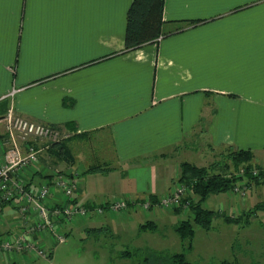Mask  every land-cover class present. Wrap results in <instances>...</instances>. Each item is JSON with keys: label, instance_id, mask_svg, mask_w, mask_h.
Instances as JSON below:
<instances>
[{"label": "crops", "instance_id": "crops-1", "mask_svg": "<svg viewBox=\"0 0 264 264\" xmlns=\"http://www.w3.org/2000/svg\"><path fill=\"white\" fill-rule=\"evenodd\" d=\"M131 3L4 0L0 7V165L9 112L70 140L100 141L95 146L105 147L96 158L84 150L73 160L63 150L66 172L78 182L75 199L84 206L159 201L177 183L182 163L207 167L210 152L226 147L253 156L264 151V0H164V31H182L126 52ZM96 167L106 171L87 173ZM45 171L31 167L19 176L37 189L52 175ZM16 211L15 202L2 206L0 235L17 231ZM126 217L137 225L136 237L149 232L161 240L183 218L155 206ZM121 221L98 218L72 232L97 223L110 230ZM146 222L155 231L140 232ZM235 242L228 244L230 259L219 263L234 261ZM178 245L175 253L182 252ZM196 252L195 243L185 254ZM26 261L0 257V264Z\"/></svg>", "mask_w": 264, "mask_h": 264}, {"label": "rangeland", "instance_id": "rangeland-1", "mask_svg": "<svg viewBox=\"0 0 264 264\" xmlns=\"http://www.w3.org/2000/svg\"><path fill=\"white\" fill-rule=\"evenodd\" d=\"M46 127L51 129V136L43 139V142L38 143V149L41 150L38 155L39 164L32 166L34 169L43 166L46 169L45 174L59 172L63 175H69L66 172V165H64L62 160L64 159V153L60 157L57 156L60 146L63 148L65 146L73 160L74 153H83L84 150H86L88 158H96L98 151H101L102 147H105L97 148L95 145L100 143V141L96 142V140H70L73 137L70 134L61 132L54 127ZM4 132H6L5 128ZM70 143L74 146H71ZM52 145H55L56 148L52 147ZM46 146L49 148L45 149L44 147ZM70 147L72 152H70ZM200 151L199 147L196 148V152ZM236 151L238 150L226 147L216 154L210 152V165L214 163L220 165L215 170H212V173L224 174L227 178H242V180L235 185L234 189H237V191L233 189V191L228 193L212 195L202 207L206 210L219 213L220 215L238 218L240 220L236 224L238 231L235 230L234 224L227 225L221 218L213 221L212 229L208 232L195 227L192 246L195 247L196 243L197 252L189 255V257L185 254L187 261L196 264H218L223 259L229 260L231 255L228 244L230 241L233 242L236 239L232 247L234 261L230 263L264 264V212L254 213L253 209L257 204L264 203V178L259 179L258 183L248 181L245 178L244 171L248 165L243 163L237 164L236 166L235 163L227 159L230 152ZM94 153H96V156L92 157ZM253 159L249 163L251 174L255 173L256 176L254 178H259L260 170L264 171V151L259 150L255 152ZM64 161L67 162L68 158H65ZM74 164L79 165L78 162ZM221 165H226L227 169L223 170ZM100 167L102 166L100 165ZM232 200L236 204L235 207L233 205L231 206ZM159 201H157L158 204ZM145 204L148 206L142 208L141 206ZM158 204H152L150 198H143L139 202L134 201L131 208L129 207L128 210L117 215H103L79 221L78 223L82 224L86 221L105 217H115L122 220L121 223L113 225L109 231L106 230L104 225H99L100 223L88 228H82L79 225L78 228L73 229V232L72 227H70L67 233V240L65 243L56 246L50 259H41L38 261L27 260V263L21 264H139L146 253L141 254L140 257L137 255L132 256L129 259H119V255L125 250L133 251L141 247L148 249H166L170 253H175L178 251V244L181 243L176 234L168 233L167 238H164V240L149 234V232L136 237L137 225L123 221L127 220L126 216L132 210L134 211L139 208V210L142 209L148 212L153 206L156 209L171 210L173 213L177 210L181 211L183 216L181 219H185L190 215L189 209L183 206L162 208Z\"/></svg>", "mask_w": 264, "mask_h": 264}, {"label": "built area", "instance_id": "built-area-1", "mask_svg": "<svg viewBox=\"0 0 264 264\" xmlns=\"http://www.w3.org/2000/svg\"><path fill=\"white\" fill-rule=\"evenodd\" d=\"M3 124L6 140L1 142L4 150L0 165V217L2 206L15 202L19 227L16 232L0 235L1 258L50 259L56 246L67 240L69 228L79 221L117 215L131 208L133 202L127 199L84 206L75 199L77 178L59 172H54L37 189L29 188L19 175L38 163L41 151L38 143L51 136V129L13 112L6 115ZM252 175L256 176L255 173ZM185 193V188L176 183L158 205L162 208L179 207ZM183 207L187 209V204Z\"/></svg>", "mask_w": 264, "mask_h": 264}, {"label": "trees", "instance_id": "trees-1", "mask_svg": "<svg viewBox=\"0 0 264 264\" xmlns=\"http://www.w3.org/2000/svg\"><path fill=\"white\" fill-rule=\"evenodd\" d=\"M164 0H132V3L126 14V30L124 39V48L126 52L137 50L144 45L156 43L159 38H166L182 31L181 27L173 30L164 31L165 22L163 21ZM195 23H189V25ZM55 147V145H52ZM56 148V147H55ZM64 148L60 146L57 156H61ZM227 159L237 166V164L246 163L248 165L245 171V178L250 182L258 183V180L264 178V171L260 170L259 178H254L251 174L249 163L253 159L250 150H238L230 152ZM217 163L207 167H196L188 163L180 165V176L177 181L186 190L184 197L181 199V205L187 204L190 215L182 219L173 228L181 242L182 252L171 254L168 252H156L152 250H125L119 255V259H129L146 253L139 264H193L186 260L185 252L192 248V241L195 234V227L208 232L212 229L215 219L221 218L225 223L238 224V218H231L226 215L204 209L202 206L212 195H219L233 191L237 182L242 178H227L224 174L212 173ZM222 169H227L226 165H221ZM106 170L96 167L91 168L87 173L104 172ZM47 179V178H46ZM152 204H158L157 200L150 198ZM254 213L264 212V203L257 204ZM253 213V214H254ZM174 214L180 215L181 211H175ZM246 215V214H245ZM156 226L153 223L146 222L139 227L140 232L155 231ZM109 231L108 229H106ZM102 231V230H101ZM99 232V231H97ZM143 256V255H142ZM218 264H238L227 261Z\"/></svg>", "mask_w": 264, "mask_h": 264}, {"label": "snow or ice", "instance_id": "snow-or-ice-1", "mask_svg": "<svg viewBox=\"0 0 264 264\" xmlns=\"http://www.w3.org/2000/svg\"><path fill=\"white\" fill-rule=\"evenodd\" d=\"M4 0H0V7H2V4H3ZM2 16H0V28H2Z\"/></svg>", "mask_w": 264, "mask_h": 264}]
</instances>
